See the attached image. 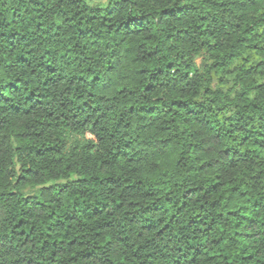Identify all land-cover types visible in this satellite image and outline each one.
<instances>
[{"label": "trees", "instance_id": "1", "mask_svg": "<svg viewBox=\"0 0 264 264\" xmlns=\"http://www.w3.org/2000/svg\"><path fill=\"white\" fill-rule=\"evenodd\" d=\"M0 264H264V0H0Z\"/></svg>", "mask_w": 264, "mask_h": 264}, {"label": "rangeland", "instance_id": "2", "mask_svg": "<svg viewBox=\"0 0 264 264\" xmlns=\"http://www.w3.org/2000/svg\"><path fill=\"white\" fill-rule=\"evenodd\" d=\"M109 0H87L88 6H100L101 8L107 7Z\"/></svg>", "mask_w": 264, "mask_h": 264}]
</instances>
